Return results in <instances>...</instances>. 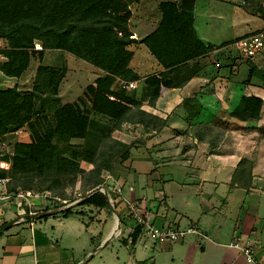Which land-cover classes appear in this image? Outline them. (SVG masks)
<instances>
[{"label": "crops", "instance_id": "crops-1", "mask_svg": "<svg viewBox=\"0 0 264 264\" xmlns=\"http://www.w3.org/2000/svg\"><path fill=\"white\" fill-rule=\"evenodd\" d=\"M138 1L129 4V30L134 38L128 44L133 51L129 66L140 76L136 84L145 88L147 75L164 69L140 41L155 27L160 12L156 22L147 20L134 4ZM196 2L193 25L197 36L215 45L208 52L216 51L228 38L217 42L213 31L197 29ZM208 3L209 14L222 18L227 4L234 2ZM232 8L237 11L239 6ZM139 11L140 28H150L147 31L133 26V16ZM137 48L146 56L139 57ZM213 68L204 66L183 84L161 85L152 105L142 99L141 107L160 116L164 124L152 128L127 122L128 129L115 135L130 144V152L102 173L103 189L99 190L108 206L76 204L71 205L69 215L59 211L14 222L0 233V264H253L230 244L237 237L249 243L254 257L264 263V136L260 132L264 88L241 83L240 94L236 90L239 79L209 74ZM243 94L263 99L258 117L240 119L230 114ZM218 119L230 124L218 125ZM198 123L207 129L200 131ZM85 166L89 169L92 164ZM120 186L123 192L117 196ZM75 188L80 190L79 180ZM128 200L137 202L155 229L194 226L197 230L171 240L141 226L132 243L130 233L138 223ZM43 202L12 205L0 201V224L40 210Z\"/></svg>", "mask_w": 264, "mask_h": 264}, {"label": "trees", "instance_id": "trees-1", "mask_svg": "<svg viewBox=\"0 0 264 264\" xmlns=\"http://www.w3.org/2000/svg\"><path fill=\"white\" fill-rule=\"evenodd\" d=\"M194 1H159L160 18L140 40L164 67L145 79L148 104H154L161 85L183 84L196 74L197 59L215 47L197 36ZM130 16L127 0H0V37L7 40V45L0 47L5 56L0 62L3 73L19 76L37 40L43 48L62 49L101 70L75 101L60 102L54 97L37 107L33 92H23L15 86L0 87V135L24 125L30 130L28 141L13 143L10 167L3 173L9 177L8 190L36 187L71 199L66 190L74 189L79 180L84 196L103 182L102 173L112 169L116 158L129 156L130 144L114 137V128L122 122L152 128L164 124L160 116L141 107V99L127 93L124 87H113L117 78L130 81L140 77L129 66L133 51L128 44L134 40L127 29ZM37 53L42 55L43 51ZM64 72L54 66L38 65V74H47L46 85L55 95ZM262 104L260 96L243 94L231 115L240 119L258 117ZM47 110L52 112L53 121ZM92 112L111 117L114 125L91 117ZM260 132L264 136V126ZM72 138L83 141L74 143ZM80 160L92 167H82ZM79 204L109 205L100 190ZM71 208L61 212L69 215ZM140 231L141 225L137 224L130 233L132 243Z\"/></svg>", "mask_w": 264, "mask_h": 264}, {"label": "rangeland", "instance_id": "rangeland-1", "mask_svg": "<svg viewBox=\"0 0 264 264\" xmlns=\"http://www.w3.org/2000/svg\"><path fill=\"white\" fill-rule=\"evenodd\" d=\"M131 1L133 0H127L128 7ZM159 1L161 0H140L134 4L137 5V8H139L142 13H144L143 16L146 17L145 19L156 22V18L158 17V14L160 12L158 7ZM233 2L235 4H227V7L225 8L223 16L221 18L216 14H209L210 4L208 3V0H197L195 5L197 29L200 32L208 30L213 31V38H215L217 42L220 41V38H228V40L222 43L221 48L217 49L216 51H210L203 54L197 59L195 64L199 66V69H203L206 65H214V68L211 71L208 70L210 71L209 74H221L225 77H233L239 79L240 84L237 86L236 90L241 94L244 89V86L241 83H244L246 86L251 83L264 88V56L257 55L252 58L239 56L237 55L235 46L231 43L236 37L259 27L262 21V17L260 16V14L262 12L261 9L264 0H233ZM134 4H131L132 8L135 7ZM233 5L239 6L237 11L232 10ZM140 11L133 16V26H135V28L139 30L141 29V24L139 22L141 20L138 19H142V17L140 16ZM131 21L128 19L127 29L130 28ZM148 29L150 28H143L140 31H147ZM215 31H218L217 37H215ZM2 43L3 45H7V40L3 39ZM34 50L35 51L30 56L29 63L26 69L19 76H8L0 69V87L4 88L15 86L23 92H33L37 95V107H39L43 103V101H45L46 104L54 97H57L60 102L77 100L80 96H83V91L86 85L94 82L95 78L99 74H101V70L97 69L96 67L94 68L87 61L80 59L62 49L43 48ZM38 50L43 51L42 55H39L37 53ZM145 51L147 54H149L147 50ZM137 54L139 57L146 56L142 52V50H139V48H137ZM3 60H5V56L0 53V62ZM39 63L54 66L65 71L58 83L56 95L52 93L51 87H48L46 85L47 74H38V65H40ZM147 71H151V69H146L145 72ZM113 87L115 89H120L117 80ZM125 89L127 93H132L136 98L141 99V102L142 98L147 99L145 95V88H141L140 84H136L135 87ZM47 113L49 115V118L53 121V117L51 116L52 112L50 110H47ZM89 115L103 123H106L111 127L114 125V120L111 117L96 112H92ZM226 119H224L223 121L222 119H218L216 121V124L227 126L230 123ZM204 125L205 124L198 123L197 128L200 131H205L207 128ZM128 127L129 126L127 122H122L118 128L113 129L112 135L116 137L115 135L120 134L119 131H124L128 129ZM20 128H22V132L20 131ZM16 130L19 131L15 132ZM5 137L7 138L10 144V148L12 149L13 143L15 141H28L30 139V130L26 125H24L15 130L6 132ZM71 141L74 143H80L83 141V139L72 138ZM80 165L85 168L87 162L84 160H80ZM105 172L106 171H104L103 173ZM24 189H31L34 192L47 191L49 193L50 196L40 198L44 201L41 209H44V207H60L66 204L61 201L63 199L62 197L52 194L49 190H39L36 187H28ZM75 189L76 188L72 190L67 189V196L71 195L72 198L75 194ZM79 191L83 192L81 188ZM55 197H58L59 199H56ZM40 199L35 196L29 197V201L31 204L39 203ZM12 205L15 204L13 203Z\"/></svg>", "mask_w": 264, "mask_h": 264}, {"label": "built area", "instance_id": "built-area-1", "mask_svg": "<svg viewBox=\"0 0 264 264\" xmlns=\"http://www.w3.org/2000/svg\"><path fill=\"white\" fill-rule=\"evenodd\" d=\"M261 13H262L261 14L262 24L259 27L233 39L231 44L235 46L237 55L248 58H252L257 55L264 56V3L262 5ZM2 40L3 38L0 37V47L3 46ZM34 49H43L40 41L37 40L34 42ZM117 83L119 86L124 88H131L136 86V80L127 81L117 78ZM109 97L113 98L112 95H110ZM21 130L22 128H20V131ZM18 131L19 130H16L15 132ZM11 154H12V149L10 148V144L7 138L5 137V134L0 135V201L5 200L14 204L23 203L24 205H31L29 201L30 196H35L39 199L41 197L44 198L46 196H50L47 191L34 192L31 189H24V188H17L16 190L10 191L7 189V182L9 177L7 175H4L3 173H5L10 167ZM129 188L131 189V187ZM122 192L123 190L121 186L116 189L117 196H120ZM74 193L75 194L71 199L63 198L61 201L66 204L71 203L75 200L80 199L83 194L79 190H75ZM55 198L59 199L58 197ZM127 204L129 206L130 213L135 218L136 222L141 226H145L148 229L153 230L154 233L159 237H166L171 240H178L183 238L187 233L195 232L197 230L196 227L194 226H188L185 228H177V229H173V228L155 229L153 228V225L150 223L149 216L139 210L136 201L128 200ZM230 244L240 249V251L244 254L247 262L253 264H264L262 261L257 260L254 257L253 251L249 243L247 242L243 243L240 237L235 238L234 241L230 242Z\"/></svg>", "mask_w": 264, "mask_h": 264}, {"label": "water", "instance_id": "water-1", "mask_svg": "<svg viewBox=\"0 0 264 264\" xmlns=\"http://www.w3.org/2000/svg\"><path fill=\"white\" fill-rule=\"evenodd\" d=\"M99 189H103V186L102 185H97L95 187H92L91 189L86 191V193H85V195L83 197H81L80 199L75 200V201H73L71 203H68V204H66L64 206L53 207V208H48V209H40V210H37V211L26 212V213L11 217L10 219H7V220H5L4 222H2L0 224V233L3 232L5 229H7L9 226H11L14 222H17V221H20V220H29V219H32V218H38V217H42L44 215L53 214V213L59 212V211L65 209V208H67L68 206L79 204V202L81 200H83L86 196H88L92 192H94L96 190H99ZM117 223H118V218H117Z\"/></svg>", "mask_w": 264, "mask_h": 264}, {"label": "bare ground", "instance_id": "bare-ground-1", "mask_svg": "<svg viewBox=\"0 0 264 264\" xmlns=\"http://www.w3.org/2000/svg\"><path fill=\"white\" fill-rule=\"evenodd\" d=\"M115 226V225H114Z\"/></svg>", "mask_w": 264, "mask_h": 264}]
</instances>
